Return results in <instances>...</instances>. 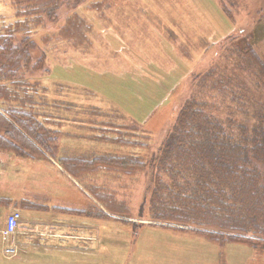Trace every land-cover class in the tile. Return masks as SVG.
Returning <instances> with one entry per match:
<instances>
[{"label": "rangeland", "instance_id": "rangeland-1", "mask_svg": "<svg viewBox=\"0 0 264 264\" xmlns=\"http://www.w3.org/2000/svg\"><path fill=\"white\" fill-rule=\"evenodd\" d=\"M71 7L62 6L56 21L45 20L29 35L37 47L33 57L44 52L46 59L42 70L28 79L37 83L32 96L44 98L48 106L52 98L59 115L74 119L68 131L84 137L62 135L61 141L72 146L66 153L136 154L147 161L163 142L192 73L215 56L224 37L251 29L261 18L254 29L257 51L264 56V0H78ZM15 19L10 0H0V28ZM114 37L120 38L108 43ZM97 121L103 123L101 129L105 123L124 127L144 144L120 147L96 139ZM120 172H101L98 177L106 186L102 208L113 218L102 215L96 221L99 242L96 239L90 250L71 249L69 264H264V249L220 246L154 224L145 202L148 168L137 174L128 175L126 168ZM64 182L69 191L59 205L76 207L87 198L71 180ZM18 256L0 257V264H60L35 251Z\"/></svg>", "mask_w": 264, "mask_h": 264}, {"label": "trees", "instance_id": "trees-1", "mask_svg": "<svg viewBox=\"0 0 264 264\" xmlns=\"http://www.w3.org/2000/svg\"><path fill=\"white\" fill-rule=\"evenodd\" d=\"M77 1L10 0L16 19L0 28V152L30 159L55 156L59 132L44 114L52 105L32 96L37 83L28 80L46 59L44 52L33 57L37 47L29 35ZM256 22L224 37L215 56L198 65L163 142L147 161L136 154H101L59 158L60 165L81 182L101 172L120 175L126 168L130 175L147 167L145 202L154 224L220 246L264 249V56L257 51ZM101 124L96 139L120 147L144 144L124 127L105 123L101 129ZM92 188L101 200L106 186ZM69 212L101 220L110 216L98 207Z\"/></svg>", "mask_w": 264, "mask_h": 264}, {"label": "crops", "instance_id": "crops-1", "mask_svg": "<svg viewBox=\"0 0 264 264\" xmlns=\"http://www.w3.org/2000/svg\"><path fill=\"white\" fill-rule=\"evenodd\" d=\"M116 36H119L117 32ZM119 38H111L108 43L115 44L113 39ZM146 63L150 62L144 61V64ZM134 64L140 65L141 68L144 65L140 62ZM51 101L52 106L50 109L47 107L44 114L50 116L52 128L59 132L55 156L49 159H30L0 152V257L3 258L12 259L19 257L21 252L27 254L35 251L42 257L48 256V261L56 258L60 264H69L71 249L90 250L95 246L96 239L100 238V227L96 224V221H101L100 218L71 215L69 210L102 208L100 200L90 190L91 186L95 189L101 185L98 178L101 173L90 175L81 182L60 165L59 158L83 156L66 153L65 150L72 149V146L65 140L61 141V136L84 137L68 131V125L74 122V119L68 115H59V110L53 106L52 98ZM64 179L71 180L87 197H82L81 203L74 205L76 207L59 205L60 200L64 199V192L69 191L68 182H64ZM14 210L20 213L17 228L11 237L3 240L1 232L6 217ZM7 244L17 247L16 255L9 256L5 253V249L9 247ZM37 259L40 260L39 257Z\"/></svg>", "mask_w": 264, "mask_h": 264}, {"label": "built area", "instance_id": "built-area-1", "mask_svg": "<svg viewBox=\"0 0 264 264\" xmlns=\"http://www.w3.org/2000/svg\"><path fill=\"white\" fill-rule=\"evenodd\" d=\"M19 218L20 213L17 211L12 212L7 216L5 226L1 232L3 240H7L15 232ZM5 253L8 255H14L16 253V248H6Z\"/></svg>", "mask_w": 264, "mask_h": 264}]
</instances>
